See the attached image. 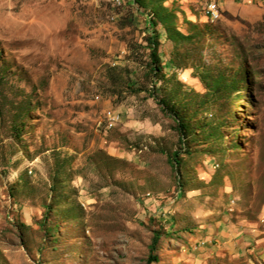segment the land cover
<instances>
[{
    "label": "rangeland",
    "instance_id": "374dc122",
    "mask_svg": "<svg viewBox=\"0 0 264 264\" xmlns=\"http://www.w3.org/2000/svg\"><path fill=\"white\" fill-rule=\"evenodd\" d=\"M120 1L0 0V264H146L154 232L151 264H264V0H168L203 33L158 25L155 76L149 11ZM152 91L199 108L187 145Z\"/></svg>",
    "mask_w": 264,
    "mask_h": 264
},
{
    "label": "trees",
    "instance_id": "16d2710c",
    "mask_svg": "<svg viewBox=\"0 0 264 264\" xmlns=\"http://www.w3.org/2000/svg\"><path fill=\"white\" fill-rule=\"evenodd\" d=\"M133 4H137L138 8H143L144 10L149 11L148 18V36L146 38V45L149 49V71L155 76L159 74L162 70L159 46L161 33L157 29L158 25H161L163 30L166 33V36L169 40L173 41L175 46H178L182 41H189L193 38L192 35L186 34L181 29V15L183 14V22L189 23L194 30H199L200 34L203 33V28L199 26L193 20L187 19L184 15L183 10H178L175 7H170L167 5L168 0H130ZM151 15V16H150ZM201 29V30H200ZM208 71V72H207ZM247 74V73H246ZM201 81L209 89V92H213L214 96H221L222 92L233 93L239 88V85L235 81L224 78V75L209 74V69L203 70L199 74ZM208 76H213L211 80L208 79ZM152 97L162 106V109L170 114L175 123L177 130L179 132V141L182 146L187 145V139H189V134H194V126L192 120L199 114V108H195L194 114L190 115L189 118L186 114H183V108L179 106L177 102L168 101L163 98L156 96V93L152 91L150 93ZM182 106L183 103L181 104ZM21 116H18L13 121L14 135H21L23 124H18V121H21ZM190 153V150H188ZM179 152H174L172 159L176 164V167L180 164L179 161ZM160 240V233L154 232L152 241L149 245L150 253L146 259V264H151L152 262H157L159 260L158 256L155 254L158 243Z\"/></svg>",
    "mask_w": 264,
    "mask_h": 264
},
{
    "label": "bare ground",
    "instance_id": "6f19581e",
    "mask_svg": "<svg viewBox=\"0 0 264 264\" xmlns=\"http://www.w3.org/2000/svg\"><path fill=\"white\" fill-rule=\"evenodd\" d=\"M119 4H121V1L120 0H117ZM212 2V0H209L206 4V7H205V12H206V15L212 19V20H217L219 18L222 17V7L220 5V2L219 0L216 2V9L218 10V17L215 16V13L213 12V8L210 7V3ZM106 119L108 121V127H111V126H114L118 121H120L121 119V114L118 113L117 111L115 110H108L106 111Z\"/></svg>",
    "mask_w": 264,
    "mask_h": 264
},
{
    "label": "built area",
    "instance_id": "2783aa9c",
    "mask_svg": "<svg viewBox=\"0 0 264 264\" xmlns=\"http://www.w3.org/2000/svg\"><path fill=\"white\" fill-rule=\"evenodd\" d=\"M217 1H218V0H212V2L210 3V7L213 8V12L215 13V16L218 17V10L216 9V2H217Z\"/></svg>",
    "mask_w": 264,
    "mask_h": 264
},
{
    "label": "crops",
    "instance_id": "0c3cea01",
    "mask_svg": "<svg viewBox=\"0 0 264 264\" xmlns=\"http://www.w3.org/2000/svg\"><path fill=\"white\" fill-rule=\"evenodd\" d=\"M219 2H220V5H221V7H222V2H221L220 0H219ZM190 10H191V9H190ZM193 20L197 21V17L194 16Z\"/></svg>",
    "mask_w": 264,
    "mask_h": 264
}]
</instances>
